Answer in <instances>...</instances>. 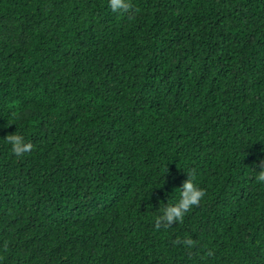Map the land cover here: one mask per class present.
<instances>
[{
	"label": "trees",
	"instance_id": "1",
	"mask_svg": "<svg viewBox=\"0 0 264 264\" xmlns=\"http://www.w3.org/2000/svg\"><path fill=\"white\" fill-rule=\"evenodd\" d=\"M130 2L0 0V264H264V0Z\"/></svg>",
	"mask_w": 264,
	"mask_h": 264
},
{
	"label": "clouds",
	"instance_id": "2",
	"mask_svg": "<svg viewBox=\"0 0 264 264\" xmlns=\"http://www.w3.org/2000/svg\"><path fill=\"white\" fill-rule=\"evenodd\" d=\"M108 6L112 12L120 13L121 15H126L129 13L134 15L136 11L133 8L130 0H108ZM4 139L11 146V152L18 157L30 153L34 147L31 142H26L24 137L16 132L6 135ZM256 166L259 168L256 179L259 182L264 183V159L260 160L259 164ZM186 172L187 179L184 180L181 186L178 188V201L174 204H166L163 207L161 214L154 218V227L157 230L161 228L168 229L172 227L174 222L183 223L185 215L189 213L194 206H199L201 200L205 197L206 191L194 183L196 177L195 169H189ZM173 244H183L187 249L190 250L196 245V241L190 237H186L183 240L177 237L175 240H173ZM4 249L5 251L7 250L6 242ZM212 255H214L212 250H208L204 253V257H210Z\"/></svg>",
	"mask_w": 264,
	"mask_h": 264
}]
</instances>
